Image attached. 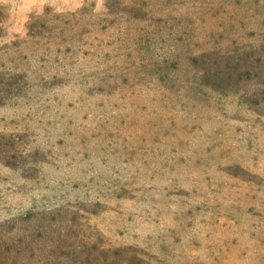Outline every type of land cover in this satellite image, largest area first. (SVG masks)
<instances>
[{"label": "rangeland", "instance_id": "obj_1", "mask_svg": "<svg viewBox=\"0 0 264 264\" xmlns=\"http://www.w3.org/2000/svg\"><path fill=\"white\" fill-rule=\"evenodd\" d=\"M0 264H264V0H0Z\"/></svg>", "mask_w": 264, "mask_h": 264}]
</instances>
